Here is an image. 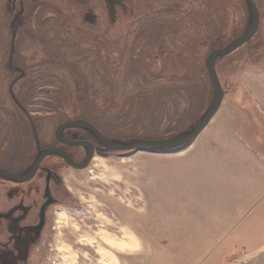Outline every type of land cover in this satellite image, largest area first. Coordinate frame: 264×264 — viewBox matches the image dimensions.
<instances>
[{
  "label": "rangeland",
  "instance_id": "1",
  "mask_svg": "<svg viewBox=\"0 0 264 264\" xmlns=\"http://www.w3.org/2000/svg\"><path fill=\"white\" fill-rule=\"evenodd\" d=\"M253 3L254 34L214 63L217 114L248 124L257 151L231 160L248 182L200 176L198 140L116 152L65 128L94 146L87 167L50 155L28 182L0 176V264H264V0ZM249 22L245 0H0V168L26 173L47 147L83 163L84 147L54 137L73 120L123 143L190 131L212 100L209 52ZM235 191L237 207L258 200L222 232Z\"/></svg>",
  "mask_w": 264,
  "mask_h": 264
},
{
  "label": "water",
  "instance_id": "2",
  "mask_svg": "<svg viewBox=\"0 0 264 264\" xmlns=\"http://www.w3.org/2000/svg\"><path fill=\"white\" fill-rule=\"evenodd\" d=\"M250 12V22L248 27L244 30V32L239 35L236 39L228 43L225 47L221 49H215L209 52L206 58V68L209 74V78L212 84V100L209 108L202 116L200 121L187 133L179 134L172 136L166 139H148L136 142H115L103 137L93 126H91L88 122L83 120H73L69 122H65L56 127L54 132V137L57 142L64 146H82L86 150V156L83 163H76L72 157L63 149L58 147H47L39 151L36 156L31 168L23 174H13L5 169L0 168V176L7 178L11 181L17 183H25L30 181L36 174V171L39 167L41 161L50 155H59L61 156L69 166L75 169H83L87 167L89 162L91 161L94 155V146L86 141H73L64 138L61 135V131L65 128L72 127H80L91 132L95 138L101 143L105 150L116 151V152H127V151H162L168 150L172 148H177L186 144L191 143L195 137L200 133V131L208 124L210 119L214 116V114L219 109L221 102L223 100V90L219 83L218 77L215 72L214 63L215 60L222 55L228 54L240 46H242L245 42H247L252 35L254 34L257 24H258V14L253 3V0H245Z\"/></svg>",
  "mask_w": 264,
  "mask_h": 264
},
{
  "label": "crops",
  "instance_id": "3",
  "mask_svg": "<svg viewBox=\"0 0 264 264\" xmlns=\"http://www.w3.org/2000/svg\"><path fill=\"white\" fill-rule=\"evenodd\" d=\"M222 104L223 100L217 112L194 139L199 141L197 146V163L198 170L200 171L198 174L205 178H214L215 180L222 179L221 181H223L226 179L227 184L231 183L230 185L236 186L237 184L248 182V176L245 174V176L238 178L236 174L233 173L234 167L232 166L233 163L231 160L238 159V157H236L237 154L242 155L241 158L243 159L248 158V156L252 159L257 151L254 150L252 144L244 136V134L248 132V124L244 122L243 125H238V120L232 117L227 118L226 122L222 121L225 114L220 116V113L217 114ZM241 126H243L242 129ZM243 162L248 163L247 161ZM218 167L221 169H218ZM218 170H221V175L218 174ZM235 195L234 200L231 197L229 199L224 197L225 200H229V204L226 206L228 208L226 209H233L234 212L228 216V227L226 226L227 223L222 225V222H220L221 226L226 227L221 229L222 232H235V227L241 224L244 212L246 216L251 214L245 209L251 207L253 202L258 200V198H252L244 204L247 205L246 207L244 205L237 207L235 203L238 201L239 196H237L236 191ZM220 207L223 206L221 205ZM237 209L243 210V212L238 214L236 213ZM218 223H216V225H218Z\"/></svg>",
  "mask_w": 264,
  "mask_h": 264
},
{
  "label": "bare ground",
  "instance_id": "4",
  "mask_svg": "<svg viewBox=\"0 0 264 264\" xmlns=\"http://www.w3.org/2000/svg\"><path fill=\"white\" fill-rule=\"evenodd\" d=\"M224 97V96H223ZM205 114V113H204ZM264 228V227H263Z\"/></svg>",
  "mask_w": 264,
  "mask_h": 264
},
{
  "label": "trees",
  "instance_id": "5",
  "mask_svg": "<svg viewBox=\"0 0 264 264\" xmlns=\"http://www.w3.org/2000/svg\"><path fill=\"white\" fill-rule=\"evenodd\" d=\"M189 132V131H188ZM187 133V132H186Z\"/></svg>",
  "mask_w": 264,
  "mask_h": 264
},
{
  "label": "flooded vegetation",
  "instance_id": "6",
  "mask_svg": "<svg viewBox=\"0 0 264 264\" xmlns=\"http://www.w3.org/2000/svg\"><path fill=\"white\" fill-rule=\"evenodd\" d=\"M14 182V181H13Z\"/></svg>",
  "mask_w": 264,
  "mask_h": 264
}]
</instances>
